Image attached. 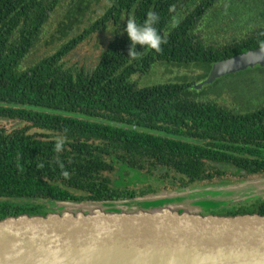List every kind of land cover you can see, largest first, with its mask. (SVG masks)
Returning <instances> with one entry per match:
<instances>
[{
    "label": "trees",
    "instance_id": "1",
    "mask_svg": "<svg viewBox=\"0 0 264 264\" xmlns=\"http://www.w3.org/2000/svg\"><path fill=\"white\" fill-rule=\"evenodd\" d=\"M87 1L92 0L66 2L64 19L71 16L70 6ZM223 1L109 0L80 34L23 68L44 27L61 11V0H0V121L14 123L9 129L0 125V219L47 215L65 201L131 199L263 176L264 103L240 111L209 99L206 86L195 89L192 82L139 86L134 81L158 64L190 63L203 68L201 81L214 62L263 46L264 25L245 27L231 42L211 41L223 19L211 22L210 10L216 12ZM149 11L158 14L154 27L164 43L158 51L137 46L132 59L127 34L119 31L127 18L143 23ZM102 30L113 38L93 68L65 62ZM57 138L65 141L60 152ZM223 209L215 215H264V198Z\"/></svg>",
    "mask_w": 264,
    "mask_h": 264
},
{
    "label": "water",
    "instance_id": "2",
    "mask_svg": "<svg viewBox=\"0 0 264 264\" xmlns=\"http://www.w3.org/2000/svg\"><path fill=\"white\" fill-rule=\"evenodd\" d=\"M264 67V45L214 62L193 84ZM264 197V175L131 199L61 202L0 219V264H264V215L203 211Z\"/></svg>",
    "mask_w": 264,
    "mask_h": 264
},
{
    "label": "rangeland",
    "instance_id": "3",
    "mask_svg": "<svg viewBox=\"0 0 264 264\" xmlns=\"http://www.w3.org/2000/svg\"><path fill=\"white\" fill-rule=\"evenodd\" d=\"M70 0H61V11L58 10L44 27L42 35L38 43L31 49L29 54L24 58L22 67L26 68L41 58L49 55L57 50V48L73 36L80 34L91 22L102 15L106 5L109 4L103 0L100 2L91 3L88 1L80 6L74 3L67 10L71 14L68 19H64V4ZM69 5V3H68ZM80 9L74 14V11ZM210 10L212 18L211 22L219 20L222 22L217 25L218 30H213L209 35V30L206 26L202 32L211 37V41L231 42L240 38L246 33L245 27L251 30L260 29L264 25V0H224L217 6L216 12ZM232 9L234 11H227ZM73 12V14H72ZM216 13V14H215ZM243 14V16H236ZM236 18H231L235 17ZM213 17L215 19H213ZM62 20H65L64 22ZM62 21V24L59 23ZM70 24V30L67 29L65 34L59 32V28H66ZM212 29V28H211ZM113 34L109 30H102L93 33L91 36L82 41L66 58L65 62L75 68H93L102 51L105 49L108 42L113 38ZM256 67V66H255ZM251 69V68H250ZM244 70L242 73L229 74L218 78L214 83L207 84L204 87L206 96L209 99L216 100L218 103L231 107L240 111L257 107L264 103V71L262 70ZM203 73V68L195 66L194 63L188 64L186 67H178L175 64H158L151 69L147 75H136L134 81L139 86L156 85L165 82H192L198 83L199 76ZM0 125L5 128H11L14 123L11 121H0ZM230 174H239L234 168L226 169ZM234 176V175H232ZM238 176L236 175V178ZM257 176H247L246 178H254ZM125 179H127L125 177ZM230 179V178H228ZM234 179V178H233ZM236 180V179H235ZM238 181H222L204 184H222L227 182ZM147 182L146 179L138 182ZM132 187V186H130ZM264 197H262L263 199ZM243 204V203H238ZM234 204V205H238ZM233 206V205H232ZM54 206H51L52 209ZM229 207V206H228ZM231 207V206H230ZM223 208H213L203 211L206 213H223Z\"/></svg>",
    "mask_w": 264,
    "mask_h": 264
},
{
    "label": "clouds",
    "instance_id": "4",
    "mask_svg": "<svg viewBox=\"0 0 264 264\" xmlns=\"http://www.w3.org/2000/svg\"><path fill=\"white\" fill-rule=\"evenodd\" d=\"M158 14L154 11H149L143 23H137L134 18H127L126 25L119 32L126 33L130 41L128 56L132 59L137 57V46L140 48L159 50L163 37L160 35L154 25L158 22ZM178 24L177 20L172 21V26ZM117 32V31H115ZM64 139L57 138L55 141V150L60 152L64 146ZM67 175V173H65Z\"/></svg>",
    "mask_w": 264,
    "mask_h": 264
}]
</instances>
